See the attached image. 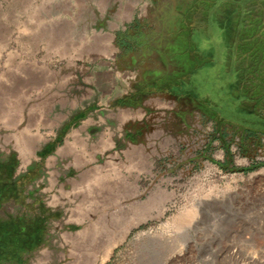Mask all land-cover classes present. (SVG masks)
Segmentation results:
<instances>
[{
    "label": "rangeland",
    "instance_id": "obj_1",
    "mask_svg": "<svg viewBox=\"0 0 264 264\" xmlns=\"http://www.w3.org/2000/svg\"><path fill=\"white\" fill-rule=\"evenodd\" d=\"M168 1L0 0V218L45 222L24 264H264V113L241 107L264 106V64L239 60L264 0H208L191 36L216 118L139 93Z\"/></svg>",
    "mask_w": 264,
    "mask_h": 264
},
{
    "label": "flooded vegetation",
    "instance_id": "obj_2",
    "mask_svg": "<svg viewBox=\"0 0 264 264\" xmlns=\"http://www.w3.org/2000/svg\"><path fill=\"white\" fill-rule=\"evenodd\" d=\"M172 1V0H171ZM168 1V8L166 13L159 15L162 20V32L168 34L166 42L163 43L164 49H158L157 53L160 54L161 66L159 69L150 71L144 75V80L141 84L139 93L144 96L151 93L162 92L169 97H174L186 103L189 109L192 111H199L203 115H211L216 118L217 112L213 109L215 106L212 103L206 102L205 99H195L191 92L187 90L188 84L191 82L190 76L194 71L193 62L195 56L197 57V50L192 46L191 36L199 29L202 31L199 25L202 21L206 22V26L211 21V14L208 11V0H173ZM167 7V6H166ZM264 26V25H263ZM208 30V28H205ZM205 34H209L206 32ZM160 43V41H158ZM260 48L252 50V53L244 52L240 55V61L243 63L247 61H255V64H264V33L259 36ZM255 51V52H254ZM248 63V62H247ZM250 69V68H248ZM180 77H182L180 79ZM245 81L239 80L238 84H242L241 88L244 91V85H247ZM245 92V91H244ZM225 96L222 97V99ZM230 102H227V105ZM246 103V102H245ZM247 106L241 105L247 111H255L254 115L259 117V106L252 109L248 103ZM10 161H2L0 165L2 168H8ZM38 220L30 222L27 227H22V233L31 227H36ZM37 234V233H36ZM37 235H27L24 240L21 239V235H18V239L21 242L32 241L38 237Z\"/></svg>",
    "mask_w": 264,
    "mask_h": 264
},
{
    "label": "trees",
    "instance_id": "obj_3",
    "mask_svg": "<svg viewBox=\"0 0 264 264\" xmlns=\"http://www.w3.org/2000/svg\"><path fill=\"white\" fill-rule=\"evenodd\" d=\"M28 179L29 177L26 178L27 183L29 182ZM22 227H20L15 221L3 220L0 218V264H5L7 262L10 264H24L22 260L23 254L34 250L42 243L45 222L41 221L37 223L36 227L29 228L24 231L23 234H21ZM36 233H39L40 235L38 237L36 236L32 241L21 242L18 239L19 234L21 235V239L24 240L25 236L33 234L37 235ZM11 236L15 237L11 238Z\"/></svg>",
    "mask_w": 264,
    "mask_h": 264
},
{
    "label": "crops",
    "instance_id": "obj_4",
    "mask_svg": "<svg viewBox=\"0 0 264 264\" xmlns=\"http://www.w3.org/2000/svg\"><path fill=\"white\" fill-rule=\"evenodd\" d=\"M228 33V32H227ZM227 33H223V38H221V39H224V37L227 35V38H228V41H231V42H234L235 41V36H233V35H230V34H227ZM222 34V33H221ZM203 35H211L212 37H213V34H203ZM231 36V37H230ZM219 37V34H218V36H217V38ZM206 40H208V41H211L208 37H206ZM225 40V39H224ZM245 52H247V51H245ZM164 99V101H163V103H162V105L161 104H159L158 106L160 107V108H162L163 110H171V108L169 107V109H168V107H167V105H168V101H170V99L169 98H167V99H165V98H163ZM169 99V100H168ZM262 100V99H261ZM261 100H252L251 99V97L249 98V100H248V104H250L249 106L252 108V109H254L256 106H259V110L260 111H257V112H259V113H261V114H263L264 113V106H262L263 104H259V105H257V103L258 102H260ZM142 100H140V102H141ZM166 101V102H165ZM143 103V102H142ZM155 104H157V103H154V105ZM143 105V107L144 108H146L147 110H150V108H151V104L150 103H143L142 104ZM182 111H189V110H187L184 106H183V103H182ZM251 113H255V111H250ZM182 115H183V113H182ZM56 141H58V143H60L59 142V135H57V137H56ZM53 144V143H52ZM47 146H52V145H50V144H47ZM27 177H29V174L27 173H25V174H23V175H20V177H19V179H17L15 182H14V185L13 186H18V185H20L21 184V180H24V181H26V178ZM12 181V180H11ZM25 185H26V183L25 182H23V186L25 187ZM23 187V188H24ZM22 188V191H21V188L19 189V192L21 193V192H23V193H21L22 194V196L24 197L25 195H24V192H25V189H23ZM18 191V190H17ZM24 199V198H23ZM37 199V198H36Z\"/></svg>",
    "mask_w": 264,
    "mask_h": 264
},
{
    "label": "bare ground",
    "instance_id": "obj_5",
    "mask_svg": "<svg viewBox=\"0 0 264 264\" xmlns=\"http://www.w3.org/2000/svg\"><path fill=\"white\" fill-rule=\"evenodd\" d=\"M253 100V99H252Z\"/></svg>",
    "mask_w": 264,
    "mask_h": 264
}]
</instances>
